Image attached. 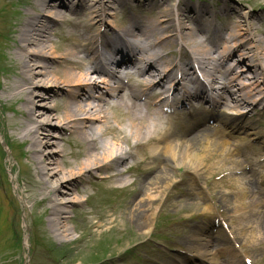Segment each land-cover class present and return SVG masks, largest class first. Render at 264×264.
Masks as SVG:
<instances>
[{
    "label": "bare ground",
    "instance_id": "1",
    "mask_svg": "<svg viewBox=\"0 0 264 264\" xmlns=\"http://www.w3.org/2000/svg\"><path fill=\"white\" fill-rule=\"evenodd\" d=\"M140 1L67 0L68 9L64 0H30L33 13L13 25L18 71L13 83H4L0 103L22 107L15 111L24 112V122L15 128L18 141L26 145L38 178L33 195H42L38 203L46 206L48 229L56 238L71 235L68 214L85 201L78 196H86V185L96 178L117 190L136 188L119 215L145 220L136 226L146 233L161 192H181L167 195L163 206L180 199L189 207L197 198L194 189L185 188L191 177L180 179L182 188L171 180L184 167L196 176L206 174L196 144L205 142L230 162L245 149L227 148L224 127L244 134L251 126L243 130L236 121L247 119L256 105L264 109V32L259 33L258 15L246 13L241 4L235 13L223 7L227 20L221 31L217 15L204 5ZM120 4L125 6L122 22L112 13ZM164 109L174 111L177 121ZM227 111L232 113L226 122ZM194 113L196 118H188ZM210 120L217 125H208ZM71 139L80 149L72 162L60 145ZM159 158L162 166L154 163ZM239 163L235 160V166ZM260 167L264 170V163ZM250 176L241 175L240 189L233 185V210L243 224L237 234L258 241L264 237V195ZM24 200L30 202L28 196ZM186 224L188 233L173 244L201 256L198 263L215 264L226 238Z\"/></svg>",
    "mask_w": 264,
    "mask_h": 264
},
{
    "label": "rangeland",
    "instance_id": "2",
    "mask_svg": "<svg viewBox=\"0 0 264 264\" xmlns=\"http://www.w3.org/2000/svg\"><path fill=\"white\" fill-rule=\"evenodd\" d=\"M66 1L64 0V2ZM184 1L191 7L202 6L198 0ZM204 1L210 2V5H204L208 12L217 15L214 18L217 30L222 31L227 20L225 15H221L223 7L235 13V10L240 11L241 4L246 13L259 16L261 20L259 33L264 32V0ZM127 2L135 5L134 2L139 4L141 1L127 0ZM29 3L30 0H0V94L4 83L15 81V73L18 69L15 68L13 56L15 49L12 46L11 31L21 15L33 13ZM64 5L70 9L72 4L66 2ZM123 9L125 6L120 4L117 11L112 12L116 14L119 22H122L123 19ZM5 68L8 72L5 71ZM45 104L50 106V103L45 102ZM21 108V105L9 101L0 103V147L3 153H6V157L2 159L0 152V173L2 175L0 182V264H176L177 262V264H198L199 259L193 261V257L198 256L187 247L172 246L173 240L188 233L187 230L183 231L187 220L200 229L201 227L209 229V232L215 236L221 234H218V231L222 229V225L226 228L233 225L230 229L231 237L228 236L231 242L227 246L221 247L223 253H219L216 264L221 262L244 264L242 261L244 257L252 259L256 264H264V241H262L264 237L256 238L258 241L253 239L249 241L238 235L237 229L241 228L240 224L241 226L243 224L238 220L240 214L233 210L237 205L234 203L233 194L245 183V179L240 178V170L245 169L246 175H251L249 178H252L254 183L256 182L257 188L264 195L262 184L264 170L260 167L263 162L259 163L264 160V150L260 148L264 139L253 141L256 137L264 135L263 106L256 105L254 112L248 115L249 124L256 130L255 136L248 138L242 133L232 134L226 128V139L229 144L244 147L243 154L239 153L230 162H223V155H214L215 152L209 149L208 144L200 142L196 145L201 148L199 160H202L203 166L206 167V174L196 176L192 170L185 169V167L175 172L176 176L171 181L176 185L184 175L191 176L185 188L188 186L187 189H194V193L197 194L196 199H191L192 205L188 207L179 199V201L176 200L163 206L160 202L167 195L180 194L181 192L170 188L168 191H163L164 193L161 192L160 202L152 207L154 217L149 221L146 233L136 226V224L144 223L145 220H136L129 214L119 215L123 204L134 197L136 188L130 191H120L101 180H95L86 186V196H78L85 202L76 206L74 211L68 214L70 220L67 223V228L71 235L65 239H59V236L56 238L51 229H48L47 208L38 203L42 195H33L35 193L34 182L38 178L34 174L31 158L26 154V145L19 143L18 132L15 129L24 122V117H22L24 112H20L21 115L15 112ZM231 112L227 111L226 116L224 114V121H228ZM245 123H241L239 127L246 128ZM57 124L58 121L52 120L53 126ZM187 125H191L190 122ZM248 132L250 133V131ZM8 136L13 138V141ZM3 141L8 144L11 152H8L6 149L8 147ZM71 142L60 143L70 162L73 161L71 158L73 153L80 150L75 139H71ZM56 151L57 149L53 148L52 152ZM211 152L213 153L211 154ZM235 160L240 162L239 165L235 166ZM161 161L159 158L154 163L162 166ZM152 162L149 161L148 164ZM60 168L67 171V168L61 163ZM8 171H11L12 174L10 173V175ZM127 180L131 181L132 179ZM235 183L236 189L233 186ZM179 187L182 188V185L179 184ZM17 194L20 198L17 197ZM27 196L30 198V202H25L24 198ZM23 222L30 233L26 246L23 241L25 239ZM251 222L255 221L250 219ZM222 234L224 235V233ZM218 237L221 240L223 238L222 235ZM260 242L263 249H255L254 245ZM31 248H33V253L29 257L28 253ZM227 248H230L233 253H227ZM171 258L178 260L173 262L170 260Z\"/></svg>",
    "mask_w": 264,
    "mask_h": 264
}]
</instances>
